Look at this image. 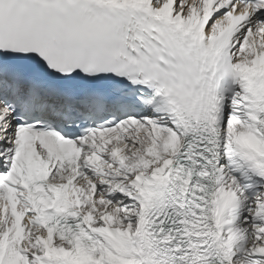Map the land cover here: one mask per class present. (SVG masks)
Returning a JSON list of instances; mask_svg holds the SVG:
<instances>
[{"label": "snow or ice", "instance_id": "1", "mask_svg": "<svg viewBox=\"0 0 264 264\" xmlns=\"http://www.w3.org/2000/svg\"><path fill=\"white\" fill-rule=\"evenodd\" d=\"M0 264H264V0H0Z\"/></svg>", "mask_w": 264, "mask_h": 264}]
</instances>
